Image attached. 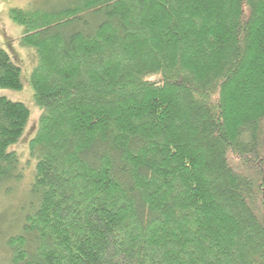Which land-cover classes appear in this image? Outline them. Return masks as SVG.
Segmentation results:
<instances>
[{
  "label": "trees",
  "instance_id": "obj_1",
  "mask_svg": "<svg viewBox=\"0 0 264 264\" xmlns=\"http://www.w3.org/2000/svg\"><path fill=\"white\" fill-rule=\"evenodd\" d=\"M10 18L38 55L42 117L7 264H264V0H63ZM0 89H23L1 47ZM30 118L0 98V195L23 179L10 149Z\"/></svg>",
  "mask_w": 264,
  "mask_h": 264
},
{
  "label": "rangeland",
  "instance_id": "obj_2",
  "mask_svg": "<svg viewBox=\"0 0 264 264\" xmlns=\"http://www.w3.org/2000/svg\"><path fill=\"white\" fill-rule=\"evenodd\" d=\"M63 0H0V47L10 56L13 63L21 69V91L0 89V98H5L14 103L24 104L31 113L28 127L18 144L10 149L16 152L22 162L23 179L18 186H13L9 195L4 192L0 195V264H7L8 256L4 237L10 236L15 229L11 228L13 219L22 208L31 202L29 194L33 183L35 162H30V142L35 137L42 111L36 106L31 78L38 65V55L33 49L24 48L21 44L24 28L16 25L10 18L12 9L40 10L53 7ZM18 231V230H17Z\"/></svg>",
  "mask_w": 264,
  "mask_h": 264
}]
</instances>
